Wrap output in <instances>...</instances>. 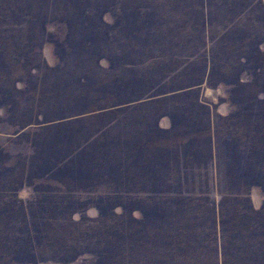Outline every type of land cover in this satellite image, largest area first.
Masks as SVG:
<instances>
[{"label": "rangeland", "instance_id": "rangeland-1", "mask_svg": "<svg viewBox=\"0 0 264 264\" xmlns=\"http://www.w3.org/2000/svg\"><path fill=\"white\" fill-rule=\"evenodd\" d=\"M263 6L264 0H0V264H264V192L239 188L235 157L221 155L217 167L208 159L213 125L205 130L204 119L181 116L198 110L194 100L165 110L132 102L175 67L180 58L170 59V51L225 36L221 25L228 21L235 54L255 55L264 43ZM201 14H209L212 33L196 32ZM188 64L165 88L200 79V66ZM234 65L231 77L224 71L221 78L243 68ZM261 73L248 70L243 77L254 74L253 81L233 94L217 84L220 78L201 86L212 121L231 133L220 137L238 139L243 128L231 130L219 117L234 113L242 123L245 104L253 114L264 109L255 100ZM163 111L176 114L173 127ZM259 129L252 137L256 173ZM102 130L112 141L107 161L89 152L63 171L39 166L62 156V143L73 151ZM239 189L240 197L227 193Z\"/></svg>", "mask_w": 264, "mask_h": 264}, {"label": "trees", "instance_id": "trees-1", "mask_svg": "<svg viewBox=\"0 0 264 264\" xmlns=\"http://www.w3.org/2000/svg\"><path fill=\"white\" fill-rule=\"evenodd\" d=\"M206 3L204 1L201 3V8L206 7ZM210 4L209 1L207 2V5ZM200 6V5H199ZM264 9V6L263 8ZM244 12V13H243ZM241 12V14H245V11ZM264 13V12H263ZM201 14V17L199 22H196L197 24L195 25V30L196 32L202 33L204 31L206 32H213V22L210 20V17L208 18V15ZM222 27V34L224 33L225 36L222 37H209L208 39L206 38H200L196 39L194 42L193 47H187L184 45L183 47H175L174 51L169 52V58L172 60H177V63L175 64V67L170 68L166 75L159 81L157 84L154 86L150 87H145L143 88V92H139L132 100V102H135L137 104H144V105H149V106H159L163 110L170 108L172 105L177 104L181 105V102H185L186 100L192 99L194 101V105L197 106L196 109L197 111H184V113L181 116H188L190 119H193L194 117L200 119H204L207 122V125L209 128V131H211V124L214 127V134L215 137H217L215 144L210 142L211 150L209 151L208 154V159L213 160L214 165L216 164V167L218 165V161L222 158V156L225 154L228 157H235V165H237L238 171H236L238 174H235L236 172L233 173L231 172V168L227 169V173H231L230 176H233L234 174L238 178L242 184L239 183V188L242 187H247V188H252L254 186L260 187L262 191L264 192V109H260L257 111V113H252L251 107H249L248 104H245L244 110L248 111L247 115L244 117L242 120V123L239 122L238 120V115H234V113H231L227 115L225 118L219 117L218 119L220 121L225 120L229 126L231 127V130L236 128H243V134L242 137L236 139L234 136L231 137L230 140L225 139V137H220V133H223L230 137L231 133L230 132H223V128L221 123L218 124L211 119V115L208 112V110L205 108L207 104H205L201 97L199 96V91L201 86L205 82L209 83H214L215 80H218L217 84H222L224 86H230L232 87L230 93H236L239 87H246L249 84H246L247 82L253 81V76L254 74L248 75V78H244V74H248V70H251L253 72H256V70H259L262 72L260 75H264V51L262 50V46L264 43L261 41L259 44H257L255 55H249L246 53L243 54H235V48H237L236 44L233 43L231 39L227 37V34L231 32L233 29V23L232 21H228L227 25H221ZM187 47V48H186ZM226 53H231V56H227ZM258 61L257 64L254 65V68H250L252 65L250 64L253 59ZM196 61V63L200 66V71L196 73L199 74L197 78L199 77L200 79H196L193 82L189 84H180L181 86L179 87H167L171 83L175 82V79H173L172 75L179 74V72L182 69H186L185 67L188 64L189 61ZM239 62L243 63V68L233 77V79H229L228 77L221 78L222 75L224 74V71H228V75H232L233 71L236 70V67L234 63ZM171 76V77H170ZM252 76L253 78H251ZM85 80V79H83ZM216 85V84H215ZM164 87V88H163ZM259 87V92L257 94V97L255 98L256 102H260L261 105L264 104V83L260 82L258 84ZM141 93V94H140ZM107 99V97H105ZM180 102V103H179ZM258 102V103H259ZM193 105V106H194ZM204 110V111H199V110ZM161 117H168L170 121L172 122L171 125L173 127V123L176 122V114L170 113L168 111H163L161 113ZM187 119V118H186ZM218 120V121H219ZM238 122H237V121ZM219 121V122H220ZM257 123V124H256ZM64 121L59 122L58 125L54 124H47L40 126V130L42 131H49L54 128L61 127L62 125H66ZM239 124L241 126H239ZM160 128V127H159ZM263 130L261 132V137L256 138L258 139L257 141H260V156L257 159L256 165L259 166L257 170L259 172L256 173L254 171V168L252 166V156L255 154L253 144H252V137L254 136L255 133L260 131V129ZM161 129V128H160ZM207 130V131H208ZM222 130V131H221ZM105 130L99 131L98 135H91L87 137L80 147H76L71 151H67L69 148L70 144H63L62 146H58V150L56 152L63 153L62 156L57 155L58 157H54L51 155V157L47 158L46 160L40 161V167L41 169H45L47 171L48 169L51 171L57 170V171H63L68 169L69 167L73 166L77 160H79V157H82L83 155L88 154L89 152L92 153V155H97V157H100L99 159L103 161H107L109 158H111V151H112V141L106 140L103 137L107 133H104ZM198 135L200 134L199 131L196 130V132H192L191 134ZM233 135V134H232ZM102 137V138H100ZM106 138V137H105ZM232 140V141H231ZM72 144V143H71ZM230 145L232 146V151L228 152ZM99 146V147H97ZM109 146V147H108ZM97 147L99 149L96 150V152L90 151L91 148ZM215 150V153H213ZM222 155V156H221ZM56 156V155H55ZM214 157L216 159V163L214 161ZM240 159L243 161V165L240 164ZM218 160V161H217ZM239 164V167H238ZM254 165V164H253ZM44 167V168H43ZM47 167V168H46ZM58 168V169H56ZM235 171V170H234ZM235 188V187H234ZM233 190V189H232ZM227 191L228 194L235 195L236 197L242 196L244 194L243 192L239 190L237 191ZM248 193V192H246ZM220 223L225 224L226 221L223 216V211H221V218H220ZM225 252V249H224ZM225 257V253H224ZM224 263L227 264V261H224Z\"/></svg>", "mask_w": 264, "mask_h": 264}]
</instances>
